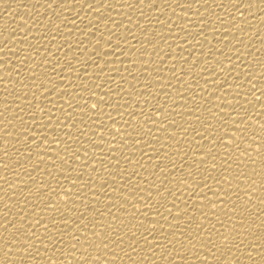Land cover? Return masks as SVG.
Instances as JSON below:
<instances>
[{"label": "bare ground", "instance_id": "bare-ground-1", "mask_svg": "<svg viewBox=\"0 0 264 264\" xmlns=\"http://www.w3.org/2000/svg\"><path fill=\"white\" fill-rule=\"evenodd\" d=\"M184 2L185 0H179L180 4ZM187 2L192 4L191 8L178 7L176 0H167V2L155 0L154 4L144 0L143 5H140V0H78V2L77 0H0V76L3 77L0 80V111H5L3 103L5 99L11 101L13 96H21L23 92L28 93L24 97L25 100L32 99L33 103H36L33 97L35 93L41 101L48 103L45 97L55 91L53 84L64 91L60 95L64 96L65 101L71 100L72 95H75L77 100L84 99L86 97L77 93H80L82 86L87 84L88 90L95 93L89 104L95 103L100 96H104L107 104L111 105H102V107L105 114L111 113L115 121L108 120L106 116H101L100 119L112 126L111 136L117 137L111 140L104 129L99 127V120L91 125L95 132L89 131L86 135L77 131V129L84 131V125L79 123L78 118L76 128H70L69 123L65 122L61 135L71 130L73 136H80L78 141L70 140L69 147H81L83 144L87 148H82L77 154L80 155L81 161L69 158V163L63 165L59 160L56 161L57 165L69 170H71L69 165H77V170L82 172L76 188H72L71 180L75 173L69 174L61 170L62 174L52 164L58 151L55 145L47 144V141L44 144L40 143L41 137L38 134V141L29 147L35 138L29 137L25 142L17 134L21 125L12 116V112L16 115H24V119L29 121L25 126L37 130L42 114L37 113L36 121L32 122L24 112L10 105L5 116L7 120H12L13 124H0V129H3L0 132V224H7L9 219L11 223H15L20 215L26 213L25 221L21 222L25 223V228L16 230L17 235L12 236V239H17L25 231L31 230L35 235L28 239L35 240V243L27 252H16V248L23 249L25 246L11 245L9 240L8 243L13 248L9 257L15 256L16 260H8L3 253H0V264H21L22 258L24 264H32L31 261H35V264H51L53 260L56 264L61 262L69 264V260L71 264H84L83 261L78 262V257L81 255H87L90 264H100V262H91L93 255L100 257L101 264H185V260L187 264H218L211 252L205 251L201 244L211 249L220 262L231 258L235 264H264V245L258 240L249 243L251 237L238 248L233 247L237 241H229L227 246L221 245L220 250L214 248L213 243L210 242L219 243L218 238L221 234L228 235L226 229L236 224L244 208L249 209L248 212H244V218L247 220L248 216L253 217L249 221L250 224L259 225L261 220H264V211H261L264 209V204H260L258 200L259 197L264 198V186L260 183L264 179V166L261 164V157L257 156L255 151L261 143V138L264 137V131L260 127L264 124V96H260L261 92L258 91L264 84V76L260 74L264 71L262 68L264 0H240V5L235 7L229 3V0H208L207 3H204V0H187ZM248 3H251V7H247ZM161 20L164 21L163 24L159 23ZM108 35L112 36L114 42L119 38L120 47L116 49L115 55L107 57L109 63L105 65L104 60L95 56V52L100 49L110 50V46L105 43L110 44L111 41L104 39ZM98 39L101 41L99 46L96 45ZM141 44H146V47H141ZM159 57L163 59L160 60ZM182 57H186L187 60H183ZM229 59L230 65L227 64ZM205 60L210 62L206 64ZM68 61L72 62V68H68ZM93 61L100 63L103 68H97ZM222 62L226 67L229 66L225 68L226 77L218 72ZM53 68H55L54 73ZM237 72H239L238 76ZM33 74H36L35 78L31 76ZM49 77L52 79L48 81ZM33 79L38 84L44 81L47 85L34 87ZM146 80L150 82L148 85L150 90L144 88ZM222 80L228 84L225 85L224 90H221L222 86L219 85ZM241 80L243 84L237 88L233 81L239 83ZM96 84L100 87H96ZM24 85L28 87L24 88ZM253 85L255 87H252ZM44 87H48L49 92H45L42 96ZM253 92L256 96H260V100H256L252 95ZM82 94L88 95V93ZM52 99L57 101V95L54 94ZM236 101H239V105H236ZM13 103L20 104V108H24L25 112L28 111L27 106L19 100ZM56 103L59 108V103L63 102ZM73 105L76 106L75 101ZM157 106H162L164 112H160ZM236 107L249 114V133L256 135V143L252 144V157H241L245 161L243 171L246 175L252 174L253 167L259 173L255 176L256 192L252 194L250 204L245 203L248 197L244 191V184L247 182L244 176L239 178V195L242 197L240 200H237L235 194L231 195L230 199L224 196L223 189L234 193V187L229 188L228 184L223 182L220 185L216 184V180L221 179V176L227 177L231 184H236L233 176L241 170L237 167L238 162L235 157L226 161L223 158L226 151L239 154L244 150L243 147L248 146L247 137L243 138L246 141L241 145V149H235L234 146H228L227 149L215 148L209 142L213 137L208 132L218 129L214 135H221L225 128L220 125L219 117L213 119L207 109L211 108L212 111L220 113V108H223L221 115L224 119H230L231 115L236 118L234 113ZM189 109L192 111L189 112ZM120 113H123V116ZM228 113L231 115H224ZM79 115L77 109L76 116ZM5 116H0V121L7 122ZM197 116H201V120H196ZM85 119L87 120L88 117L85 116ZM165 119L175 120L177 123L168 124ZM126 121L132 125L131 128L127 127ZM112 122L115 124L113 125ZM53 123H55L54 119ZM161 123L165 124L166 131L161 130ZM141 124L144 125V131L150 129L151 137L156 138L145 137V141L152 147H144V142L136 145L130 141L124 143L128 138L115 133L117 129L120 133L125 130L133 131ZM206 124H212L213 128L204 132L206 138H203L197 135V132H203ZM184 129L187 130L186 133ZM7 132L13 135H4ZM172 132H175L176 136L169 139L168 136ZM100 135L105 137H99ZM133 135L135 136V133ZM49 138H51L50 132ZM90 139L97 141L104 139L103 145L96 146L103 148V152L94 148ZM224 140L227 144V136ZM107 143H112L114 148L110 150ZM215 143L219 144V141ZM64 147L61 144L59 151L62 152ZM142 147L146 155L141 159V152L138 149ZM210 147L213 148L211 154L217 157L215 169L211 168L213 162L203 155V152ZM153 148L156 151H153ZM37 149L40 151L38 152ZM85 151L89 156L83 155ZM199 151L203 152L199 153ZM93 153L105 157L104 163L114 159L108 165V171H104L95 160L91 159ZM37 155L43 156L44 159L39 160ZM124 155L129 156L131 163L122 159ZM202 157L208 159V165L199 161ZM251 159H254L256 164H251ZM83 160H87L98 169H92V166L80 169L79 164ZM117 160L120 161L119 165L116 164ZM137 161L140 162L137 164ZM140 164L144 166L140 167ZM222 164L223 168H221ZM228 164H231V169L224 171L228 168ZM160 168L165 170L161 172ZM113 169H123V172L119 170L112 172ZM190 171L197 179L194 180L187 174ZM129 173L131 175H128ZM205 177L208 178L204 180ZM130 179L141 186L128 185L134 187L135 192L129 193L128 187L113 190L118 185L127 184ZM181 179L191 182L192 188H195L197 193L191 192L187 184H180ZM198 180L212 186L213 191L218 192L220 198L227 201L220 203L209 188H197ZM104 181H107V184L101 185ZM63 187L64 190H61ZM50 188H55L56 192L50 193ZM177 188L180 190L177 191ZM64 191H71L77 198H68L64 195ZM158 191L163 192V197L156 195ZM148 192L152 193V199L147 195ZM172 192H175V195H171ZM127 195L129 199L125 200L124 197ZM133 196L143 197V200L133 199ZM202 196H209L215 201H203L200 199ZM57 201L61 211L65 209L67 211H64L63 216L60 212L54 213L55 218L71 221L68 227L61 226L63 233L74 229L80 220H84L80 224V231L73 232L78 239L69 240L64 236L61 240L60 235L53 236L55 243L47 239L52 232L46 233L42 225L51 218V213L45 208ZM212 202L216 204H208ZM233 202L238 207L235 211H230L233 209ZM145 203H152L153 208L145 209L138 205L140 208L138 211L133 207ZM120 204L127 206L121 208ZM164 205L170 207L172 213L178 210L177 206L180 209L188 207L189 212H181L180 217H175L172 213L164 211ZM157 208L162 213L158 219H156ZM42 209L44 210L41 211ZM34 212L36 216L33 215ZM144 212H148V215L143 216ZM193 212L196 216L194 221L188 216ZM205 212L208 216L204 218L202 214ZM101 213L104 215L102 216ZM165 216L168 217L167 220L164 219ZM217 216L223 223H217ZM183 217L179 228L185 231L181 236L176 226L169 227V225ZM229 217L232 219L229 220ZM136 219H143L145 227H148L150 222L156 223L155 233L149 234L152 232L151 229L146 232L139 226L132 228ZM29 220H40V224L31 227L27 223ZM121 221L124 223L122 224ZM100 223L104 225L103 228L99 227ZM109 224L112 228L107 227ZM197 224L201 225L198 230L195 228ZM212 224L216 227L212 228ZM129 228L136 233L135 237L128 231ZM49 229L57 231L51 224ZM93 231L101 232L102 235L112 233L110 239L114 242L110 243L108 248L94 250V243L100 241L91 237ZM189 231H192V236H188ZM259 231L264 229H258L257 235ZM173 232H177L179 240L169 243ZM0 233L4 240L10 236L6 229H0ZM121 233H123V243L117 239V235ZM160 233L164 234V238L157 244H150L144 240L145 236L148 240H152L154 235L158 236ZM86 236L91 239L87 241V245H82L80 242L84 241ZM133 239L136 240L135 244H131ZM188 240L192 241L191 245L187 244ZM104 242L108 243V240ZM0 243L3 241L0 240ZM71 244L75 247H70ZM84 246H89L87 253L83 251ZM182 247L186 250L182 251ZM126 252L128 255H125ZM72 253H75V256ZM111 256H115L116 260H110ZM200 256L208 259L206 261L196 259Z\"/></svg>", "mask_w": 264, "mask_h": 264}, {"label": "snow or ice", "instance_id": "snow-or-ice-1", "mask_svg": "<svg viewBox=\"0 0 264 264\" xmlns=\"http://www.w3.org/2000/svg\"><path fill=\"white\" fill-rule=\"evenodd\" d=\"M77 2H78V0H77ZM149 2H150V4H154L155 0H149ZM165 2H167V0H165ZM207 2H208V0H204V3H207ZM176 3H177V6L181 7V8H191L192 7V4L188 3L187 0H185L184 4H180L179 0H176ZM229 3H231V5L233 7H235L236 5H240V0H229ZM143 4H144V0H140V5H143ZM221 5H223V4H221ZM90 7H91V5H90ZM247 7H251V3H248ZM173 11H175V9H173ZM159 23L163 24L164 21L161 20V21H159ZM180 27L184 28L181 25H180ZM57 28H58V26H57ZM101 35H103V33H101ZM104 39H105V41H111L110 44L109 43H105V45L110 46V50L102 51L100 49L99 51L95 52V56L99 57L100 60H104V63L106 65V64L109 63V61L107 60V57H109L111 55H115L116 54V49L120 47V40L118 38L114 42L111 35H108L107 38L104 37ZM100 44H101V41L98 39L96 41V45L99 46ZM141 47L145 48L146 44H141ZM141 54L143 55L144 53H141ZM182 58L185 61L187 60L186 57H182ZM90 59H91V57H90ZM159 59L162 60L163 58L159 57ZM217 60H219V58H217ZM209 62L210 61H208V60L204 61V63H206V64L209 63ZM67 63H68V68H72L73 67L71 61H68ZM93 63L96 65L97 68H103V67L100 66V63H95V61H93ZM227 64L228 65L231 64L230 59L228 60ZM173 67H174V65H173ZM227 67H229V66H227ZM227 67L225 66V63L222 62V66L220 65L218 72L223 74V75H225V77H226L225 68H227ZM55 68H56V66H55ZM55 68H53V70H52L53 73L55 72ZM262 68H264V65H262ZM149 74H151V73H149ZM260 74L262 76H264V71H262ZM96 75H98V73H96ZM173 75H175V73H173ZM236 75L238 76L239 72H237ZM31 76L33 78H35L36 74H33ZM2 79H3V77L0 76V80H2ZM51 79H52V77H49V79H47V80L49 81ZM253 79H255V77H253ZM125 80H126V78H125ZM32 83H33L34 87H40L41 85H47L44 81H40L39 84H38L35 79H33ZM149 83L150 82H148L146 80V83L144 84V88L145 89H149V90L151 89V88L148 87ZM214 83H216V81H214ZM233 83L235 84V86L237 88H239V87L242 86L243 81L241 80L239 83H236L235 81H233ZM219 85L222 86L221 90H224L225 89V85H228V84H225L224 81L222 80V82ZM27 87H28L27 85H24V88H27ZM52 87L55 88V91L52 92L51 95L45 97V99L48 101V103H44L43 101H41L39 96H35V93H33V97H34V100L37 101L36 103H33L32 99L25 100L24 97H26L28 95L27 92H23L21 96H13L11 101L5 99L3 101V103L5 105V111H0V116H5V113L7 111H9L10 105H12L13 107L19 109L20 112H24L25 115H27L32 122L36 121L37 113H41L42 115L40 116L39 124L37 125L39 130H37V129H32V128L28 127V126H25V125L29 124V121H26L24 119V115H16L15 112H12V116H14L15 120L16 121L18 120L20 125H21V127L18 130L17 134L20 135L21 139L23 141H25V142L28 141L29 137H34L35 138V139H33L31 141V143L29 144V147H31V144H33V143L35 144L38 141L37 140V135L38 134L41 137V139H39L40 143L44 144L45 141H47V144L51 143L52 145H55L56 149L58 151H57V155L55 156V159L52 160V164L62 174H63V171H66L69 174L75 173V176L71 180V184H72V188H76L77 181H80V179H78V178L81 177L82 172L77 170V165H69V168L71 170H69L68 168L62 167L61 165L68 164L69 163V158H71V159H73L75 161H81L80 155H77V154L81 152L82 148H85V149H87V148L83 144H81V147H76V148L69 147V141L70 140H72L74 142L78 141L80 139V136H78V135L73 136V133H72L71 130H69L67 132H64L63 135H61V132L63 131V128L65 127V122L69 123L70 128H76V121H77V118H78L79 119V123L84 125V131H80L79 129H77V131L79 133H82L83 135H86L89 131L95 132V129H93L91 127V125L96 124L97 120H99V127L104 129V131L107 133L108 137L111 140H115L117 137L116 136H111V133L113 132L112 126L111 125H107L103 119H100V117L101 116H106L107 119L111 120V121H115V118L111 115V113L105 114L104 108L102 107V105H107V106H111V105L107 104V101L104 99V96H100L96 100L95 103L89 104V101L92 99V96L95 95V93L92 92L91 90H88L89 88H88L87 84H84L82 86V88H81V92L77 93V95H81L83 97H86V98L80 99V100H77L76 96L72 95V99L71 100L65 101L64 100V96L60 95V93H62L64 91H61L60 87H56L54 84L52 85ZM96 87H100V85L96 84ZM232 87H233V84L231 85V88ZM252 87H255V85H253ZM84 90H88V91H84ZM258 91L261 92L260 96H264V84H262L260 86ZM45 92H49L48 87H44L43 88V90L41 92V95L43 96ZM82 93H88V95L85 96ZM54 94H56L57 97H58L57 101H62L63 102V103H59V108H57V103H56L57 101H54L52 99ZM117 95H118V93H117ZM129 95H131V93H129ZM181 95L183 96V94H181ZM252 95L256 98V100H260V96H256L255 92H253ZM17 100H19L21 103H23V104H25L27 106V108H28L27 112H25L24 108H20V104L13 103L14 101H17ZM73 101H75V105L76 106L73 105ZM145 101H147V100H145ZM101 102H104V103H101ZM223 102L228 104V105H233L232 103H230L228 101H223ZM49 104L51 105V107H49ZM65 105H66V107H65ZM236 105H239V101H236ZM156 108L159 109L160 112H164V109H163L162 106H157ZM53 109H57V110L53 111ZM68 109H71V111H69ZM77 109H79V113H80L79 117L76 116ZM220 110H221V112L217 113V112L212 111L211 108L207 109V111L210 113V115H211V117L213 119H216L217 117H219L220 125L225 128L224 133L221 134V135H214V132L218 131V129H213V132H208V129L209 128H213V125L212 124H206V125H204V131L203 132H201V131L197 132V135H199V136H201L203 138H206V137H204V132H208L209 135L213 137V139L209 141L210 144L213 145V147H215V148L224 147L226 149L228 148V146H234L235 149H241V145H244V142L246 141L243 138L247 137L248 146L247 147H243L244 150L240 151L239 154H237L235 152H227L226 151L225 155H224V158H223V160L226 161V160H232V158L235 157V160L238 162L237 163V167L239 169H241V170L237 174H235L233 176V179L236 181V184L235 185L231 184L228 181V178L224 177V176H221V179L216 180V184L220 185L223 182L225 184H228L229 188H233L234 187L235 188V192L234 193H230V192L227 191V189H223L222 191L224 192V196H225V198L230 199L231 195L235 194L237 200H240V199H242V197L239 195V192H240L239 178H240V176H244L245 181H247L244 184L245 185L244 191H245V194L248 197V199H247V201L245 203L250 204L249 202L252 201V194L256 192V187L255 186L257 184V181L255 179V176L258 175L259 173H257L256 169L253 167L251 169L252 174L251 175H246L245 172L243 171L245 161L242 160L241 157H252V155H251L252 151H253L252 144L256 143V139H255L256 135L249 133V128H248V122H249L248 116H249V114L246 113L245 111H242L240 109V107H236L235 108L234 113H235V117L236 118H233L231 113L224 114V115H231L230 119H224V117L221 115V113H223V108H220ZM188 111L191 112L192 109H189ZM57 112H59L60 114L57 115L56 114ZM231 112H233L232 108H231ZM141 113H143V109H141ZM45 114H47V115H45ZM154 114H155V112H153V115ZM120 115L123 116V113H120ZM129 115H132V114L129 113ZM85 116L88 117L87 120L85 119ZM93 116H95V118H93ZM201 118H202L201 116H197L196 120L199 121V120H201ZM53 119L55 120V123H53ZM147 119H149V117H147ZM204 119H207V118H204ZM5 120L7 122L0 121V124H7V125L13 124V121L12 120H7L6 116H5ZM165 120H167V119H165ZM237 121H240V122H237ZM167 123L168 124H176L177 122L175 120H172V121H168L167 120ZM112 124L114 125L115 122H112ZM125 124L129 128L132 127V125L129 124L127 121L125 122ZM164 125H165L164 123L160 124L161 130H165L166 131L167 129L165 128ZM260 127H261V130L264 131V124H262ZM143 129H144V125L141 124V125H138L137 128H134L133 131L125 130L123 133H120L119 129H117L115 131V133H117L118 135H123L124 137L128 138L127 140L124 141V143H128L130 141L133 145H136V144H140V143L144 142V147H152V145L150 143L145 141V137H151L150 129L147 130V131H144ZM2 131H3V129H0V132H2ZM186 131L187 130L184 129L185 133H186ZM230 131H231V134H230ZM49 132L51 133V138H49ZM133 133H135V136L133 135ZM4 135L11 136L13 134L11 132H7V133H4ZM175 136H176V133L172 132V133L169 134L168 138L170 139L171 137H175ZM225 136H227V138H228V143L227 144L225 143V140H224ZM99 137H105V136L104 135H100ZM151 139H156V138L155 137H151ZM90 140L92 141V145H93L94 148H97L96 146L103 145L105 143L104 139H99L98 141L95 140V139H90ZM215 141H219V144H216ZM199 143L200 142H198V144ZM61 144L65 146L63 148L62 152L59 151L60 150L59 146ZM107 144H108V147H109L110 150L114 148L112 143H107ZM161 148H163V145H161ZM97 149H101V151L103 152V148H97ZM249 149L251 151H248ZM49 150H51V149H49ZM138 150L141 152V159H142L143 156L146 155V153L144 152V148L142 147V148H140ZM37 151L39 152L40 150L37 149ZM153 151H156V149L153 148ZM255 151L257 153V156L261 157V164H262V166H264V137L261 138V143L258 145V147H257V149ZM201 152H203V151H199V153H201ZM212 152H213V148L210 147V148H207L206 152H203V155L208 157L213 162L211 164V168L215 169L216 168L215 161H216L217 157H216V155H212L211 154ZM6 154H8V153H6ZM29 155H31L30 152H29ZM83 155L84 156H89V153L87 151H85L83 153ZM37 156H38L39 160H43L44 159L43 156H40V155H37ZM91 159L95 160L96 163L99 164L100 167H102L104 171H108L109 170L108 165H110L112 160H114V159H111L107 163H104L105 157L97 156V155H95V153H93L91 155ZM122 159L124 161H126V162L131 163V160H129V156L128 155H124L122 157ZM149 159H151V157H149ZM57 160H59L61 162V165H57V163H56ZM199 161L203 162L204 165H208V159H204L202 157ZM139 162L140 161H137L136 163L138 164ZM250 162L253 165L256 164V161L254 159H251ZM116 164L119 165L120 161L117 160ZM181 165H183V164H181ZM89 166H92V165H91V163L89 164L87 160H83V162L81 164H79V168L80 169H84V168H87ZM143 166H144L143 164H140V167H143ZM221 168H223V164L221 165ZM92 169H98V168L95 167V166H92ZM230 169H231V164H228V168L224 169V171H228ZM61 170H63V171H61ZM117 170H119L120 172H123V169H113L112 172H116ZM164 170H165L164 168H160L159 169V171H161V172L164 171ZM133 171H135V168H133ZM187 174L189 176H192V178L194 180L197 179L196 176L193 175V172L190 171ZM128 175H131V173H129ZM209 175H211V173H209ZM65 178H68V176H65ZM207 178L208 177H205L204 180H206ZM121 179H123V176H121ZM260 183H261L262 186H264V179H262L260 181ZM104 184H107V181H104L101 185H104ZM180 184H187L189 189L191 190V192L197 193L196 189L192 188V184L188 180L181 179ZM128 185H135L136 187H141L136 182L133 183L132 179H130V180L127 181V184L118 185L117 188H114L113 190L117 191L119 187H128ZM85 186H86V184H85ZM196 187L199 188V189H203V188L211 189L212 192H213V196L217 197V199L220 201V203H224L225 201H227V199L222 200L220 198L219 193L213 191L212 186H210L209 184H204L203 182L198 180ZM101 188L104 189L103 187H101ZM61 190H64V187ZM89 190H91V189H89ZM165 190L169 191L167 188H165ZM179 190L180 189L177 188V191H179ZM55 192H56L55 188H50V193H55ZM78 192H79V190H78ZM128 192L129 193L135 192V188L134 187H128ZM217 193H218V195H217ZM64 195L67 196L68 198H70V197H72L74 199L77 198L76 196L73 195V193L71 191H64ZM147 195L149 197H151V199H152V193L151 192H148ZM156 195L160 196V197H163V192L162 191H158L156 193ZM171 195H175V192H172ZM132 198L133 199L143 200V197H139V196H133ZM124 199L128 200L129 196L128 195L125 196ZM200 199L203 200V201H215V200H212L209 196H202ZM97 200H99L98 196H97ZM258 200H259L260 204H264V198H260L259 197ZM58 203L59 202L57 201V203L49 204L45 208L51 213V218L48 219L47 221H45V223L42 225V227H43V229L45 230L46 233L50 232V231L52 232V235H48L47 239L52 241L53 243H55V241L53 240V236H56V235H60L61 236V240H63L64 236H67L69 238V240L78 239V237L73 235V232L80 231V224H82V222L84 220H80L79 224H77L74 229H71L67 233H63L61 226L62 227H68L70 225L71 221L68 220V219L57 220L55 218L54 213L60 212L61 216H63L64 215V211H67L66 209L64 211H61V209L57 206ZM65 203H67V201H65ZM185 203L187 204V202H185ZM208 204L215 205L216 202H212V203H208ZM138 205L140 207L145 208V209L153 208V204L152 203L133 205V207H135L138 211L140 209L138 207ZM233 205H234L233 209H230V211H235L236 208L238 207L237 205H235L234 202H233ZM125 206H127V205L120 204L121 208H125ZM206 206H208V205H206ZM5 207H8V205H5ZM73 207H74V205H73ZM163 207H164V211L165 212L172 213V209L170 207H168L166 205H164ZM197 207H199V206H197ZM177 208H178V210L175 213H172V215L175 216V217H180L181 216V212H183V213H188L189 212V208L188 207H185L184 209H180L179 206H177ZM43 210L44 209H42L41 211H43ZM97 211H99V209H97ZM109 211H111V209H109ZM248 211H249L248 208H244V209L241 210L240 217L236 220V224L233 225L232 228L226 229V231L229 233L228 235L221 234V236L218 238L219 239V243H215V242L210 241L211 243H213V247L214 248H216L217 250H220V246L221 245L227 246L229 241H237V243L233 244V247H237L238 248V247H240V245H243L245 240L249 239V237H251V239H249V243H253L254 241L258 240V241H260L261 245H264V231H259V234L258 235L256 234L258 229H264V220H261L259 225L250 224L249 221L253 217L252 216H248L247 220L244 218L245 217L244 212H248ZM261 211H264V209H261ZM25 215H26V213L20 215L15 223H11V219H9V220H7V224H0V229H6V232L10 233V236H9L10 238H8L7 240H4V237H3L2 233H0V240L3 241V243H0V253H3V256L5 258L9 257V253L13 252V248L11 247V245L22 244L25 247L23 249L18 247V248L15 249V251L16 252H21V251L27 252L28 249L31 248L32 245L35 243V240L28 239V237H32V236L35 235L31 230L25 231L23 233V235L19 236L17 239H12V236H16L17 235L16 230L25 228V223H21L22 221H25ZM33 215L36 216V212H34ZM101 215L103 216L104 213H101ZM142 215L143 216H147L148 212H144ZM161 215H162V213H160L159 209L157 208L156 209V217H157L156 219H158L159 216H161ZM213 215H215V213H213ZM188 216H189V219L192 220V221H194L196 219V216H195L194 212L191 215H188ZM202 216H204V218H205V217L208 216V214L205 212V213L202 214ZM41 219H44V217H41ZM156 219H153V221H155ZM164 219L167 220L168 217L165 216ZM183 219H184V217L181 218V219H176V220H174V221H176V223H174V224L170 223V225H169V227L176 226L177 230L179 232V235H181V236L183 235V233L185 231L184 229H180L179 228L180 222ZM231 219H232V217H229V220H231ZM10 223H11V227H9ZM27 223L30 224L31 227H36V225L40 224V220H34V221L33 220H29V221H27ZM121 223L123 224L124 222L121 221ZM217 223H223L222 219L219 216H217ZM49 224H51L54 229H57V231H52V229H49ZM138 226L142 227L143 230L146 231V232L149 229H151L152 232L149 233V234L155 233V231L157 229V224L154 223V222H150L149 226L145 227L143 219H136V223L132 225V228H136ZM85 227H87L86 224H85ZM99 227L103 228L104 225L102 223H100ZM107 227L108 228H112V225L109 224V225H107ZM161 227H163V225H161ZM189 227L192 228L191 224H189ZM211 227L215 228L216 225L212 224ZM132 228H129L128 231L131 232V235L133 237H135L136 233L134 231H132ZM195 228H196V230H198V229L201 228V225L197 224L195 226ZM12 229H14V231H12ZM112 235H113L112 233H108L107 235H102L101 232L93 231L91 237H95L97 240L100 241V243H94V245H93L94 250H98L100 248H108L109 244L114 242V241H112L110 239V237ZM122 236H123V233L117 235V239L120 240L121 243H123ZM188 236H192V231L188 232ZM163 238H164V234L160 233L158 236L154 235L152 240H148L147 236H145L144 240L147 241V243H150V244H157ZM194 238L195 239H199V237H194ZM36 239H39V237H36ZM90 239L91 238L89 236H86L85 240L81 241L80 243L82 245H87V241L90 240ZM9 240H11V245H9V243H8ZM105 240H108V243H105L104 242ZM173 240H179V236L177 235V232H173L171 234V237L169 239V243H171ZM135 243H136V240L133 239L131 241V244H135ZM131 244L129 246H131ZM187 244L191 245L192 241L188 240ZM70 247L74 248L75 245L71 244ZM88 247L89 246H84L83 247L84 253L88 252ZM192 247H195V245H192ZM201 247L205 251L211 252L212 257L217 260L218 264H226V261L225 262H220L219 258L215 256V253L212 252L211 249L207 248L204 244H201ZM132 250L135 251V249H132ZM185 250H186V248L182 247V251H185ZM232 254L234 255V253H232ZM72 255L75 256V253H72ZM125 255H128V253L126 252ZM248 255L250 256L251 253H249ZM109 259L112 260V261H115L116 257L115 256H111V257H109ZM196 259L206 261L208 258L204 257V256H200V257H197ZM79 261H83L84 264H90V260L88 259L87 255H81L80 257H78V262ZM93 261L100 262V264L102 262L100 260V257L97 256V255H93L91 257V262H93ZM184 262H185V264H187V260H185ZM233 262L235 264V261H232V260L231 261H227V264H233ZM21 264H24L23 258L21 259Z\"/></svg>", "mask_w": 264, "mask_h": 264}, {"label": "clouds", "instance_id": "clouds-1", "mask_svg": "<svg viewBox=\"0 0 264 264\" xmlns=\"http://www.w3.org/2000/svg\"><path fill=\"white\" fill-rule=\"evenodd\" d=\"M6 259L13 260L14 261V260H16V257L15 256H13V257H7ZM227 261H231V258H229ZM227 261H226V264H227ZM31 262H32V264H35V261H31ZM68 262H69V264H71V261L70 260ZM51 264H56V261L55 260L51 261ZM61 264H63V262H61ZM233 264H234V262H233Z\"/></svg>", "mask_w": 264, "mask_h": 264}]
</instances>
